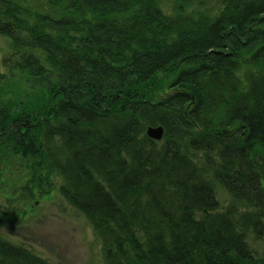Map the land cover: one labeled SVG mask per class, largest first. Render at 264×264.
<instances>
[{
	"label": "trees",
	"instance_id": "trees-1",
	"mask_svg": "<svg viewBox=\"0 0 264 264\" xmlns=\"http://www.w3.org/2000/svg\"><path fill=\"white\" fill-rule=\"evenodd\" d=\"M174 1L0 0V155L30 161L35 189L61 177L105 264H264L247 240L264 237V0H218L213 14ZM173 68V91L152 99ZM8 71L47 95L35 114L6 96ZM0 264L52 263L0 236Z\"/></svg>",
	"mask_w": 264,
	"mask_h": 264
},
{
	"label": "rangeland",
	"instance_id": "rangeland-1",
	"mask_svg": "<svg viewBox=\"0 0 264 264\" xmlns=\"http://www.w3.org/2000/svg\"><path fill=\"white\" fill-rule=\"evenodd\" d=\"M18 1L33 10L56 11L54 7L49 10L45 0ZM158 1L167 13L176 12L179 6L174 0ZM217 1L191 0L192 3L183 8L186 11H207L213 14L221 6ZM9 52L8 38L0 34V70H5L2 58ZM175 74L173 68L156 75L152 88L149 87L152 99L165 98L173 91L171 83ZM4 92L14 102L31 107L34 114L40 109L38 103L46 101L47 96L33 88L27 75L21 71H8ZM5 143L6 140L2 145ZM9 147L6 153L0 155V236L14 244L28 247L52 264H105L101 240L90 222L61 194V177L55 173H43L42 177L46 176V181L35 189L28 183L31 178L30 161L7 152L10 151ZM189 153L200 155L192 149H189ZM213 185L220 207L231 204L232 199L223 186L216 181H213ZM247 240L256 254L264 257V237L248 233Z\"/></svg>",
	"mask_w": 264,
	"mask_h": 264
},
{
	"label": "bare ground",
	"instance_id": "bare-ground-1",
	"mask_svg": "<svg viewBox=\"0 0 264 264\" xmlns=\"http://www.w3.org/2000/svg\"><path fill=\"white\" fill-rule=\"evenodd\" d=\"M178 72H179V70L178 71H176V75L178 74ZM175 75V76H176ZM174 76V77H175ZM28 125H29V119L28 118H26V120H25V122L24 123H22V124H20L19 126H16V125H14V126H12V129H11V131L13 132V133H15V134H21L25 129H27L28 128ZM146 131H147V128H146ZM2 140H5V138H3ZM160 140H162V139H160ZM159 140V141H160ZM246 172V175L248 176V175H250V173L249 172H247V171H245ZM246 175H244L245 177H246ZM263 193H264V191H263ZM264 195V194H263ZM263 195H259L260 196V199L263 201V204H264V196ZM250 245V244H249ZM253 248V247H252ZM256 254V253H255ZM257 256V257H256ZM256 256H254L255 258H257V259H261V258H263V256H260V255H258V254H256Z\"/></svg>",
	"mask_w": 264,
	"mask_h": 264
},
{
	"label": "water",
	"instance_id": "water-1",
	"mask_svg": "<svg viewBox=\"0 0 264 264\" xmlns=\"http://www.w3.org/2000/svg\"><path fill=\"white\" fill-rule=\"evenodd\" d=\"M147 134L153 139L160 140L164 136V128L163 126H148L147 127Z\"/></svg>",
	"mask_w": 264,
	"mask_h": 264
}]
</instances>
